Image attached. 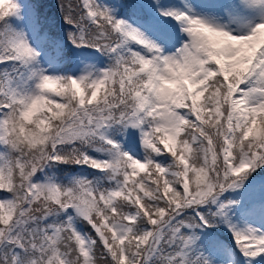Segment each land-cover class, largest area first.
Returning a JSON list of instances; mask_svg holds the SVG:
<instances>
[{
	"label": "snow or ice",
	"instance_id": "6c2138e0",
	"mask_svg": "<svg viewBox=\"0 0 264 264\" xmlns=\"http://www.w3.org/2000/svg\"><path fill=\"white\" fill-rule=\"evenodd\" d=\"M0 264H264V0H0Z\"/></svg>",
	"mask_w": 264,
	"mask_h": 264
}]
</instances>
